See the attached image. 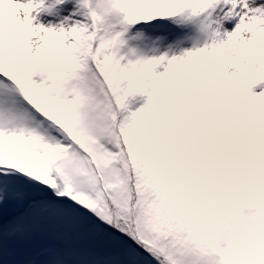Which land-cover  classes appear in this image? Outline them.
Listing matches in <instances>:
<instances>
[{
    "label": "snow or ice",
    "instance_id": "obj_1",
    "mask_svg": "<svg viewBox=\"0 0 264 264\" xmlns=\"http://www.w3.org/2000/svg\"><path fill=\"white\" fill-rule=\"evenodd\" d=\"M0 264H264V0H0Z\"/></svg>",
    "mask_w": 264,
    "mask_h": 264
}]
</instances>
